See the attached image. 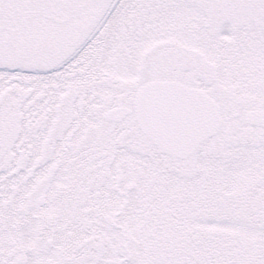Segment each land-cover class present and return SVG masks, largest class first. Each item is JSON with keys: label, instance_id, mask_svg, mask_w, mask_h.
<instances>
[{"label": "snow or ice", "instance_id": "obj_1", "mask_svg": "<svg viewBox=\"0 0 264 264\" xmlns=\"http://www.w3.org/2000/svg\"><path fill=\"white\" fill-rule=\"evenodd\" d=\"M0 264H264V0H0Z\"/></svg>", "mask_w": 264, "mask_h": 264}]
</instances>
